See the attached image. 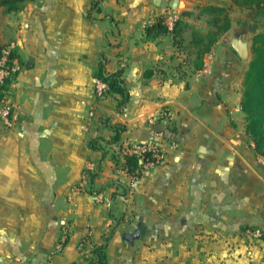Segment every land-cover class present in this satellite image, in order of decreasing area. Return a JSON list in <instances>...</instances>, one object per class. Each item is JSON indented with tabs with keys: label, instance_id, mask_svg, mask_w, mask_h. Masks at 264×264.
I'll list each match as a JSON object with an SVG mask.
<instances>
[{
	"label": "crops",
	"instance_id": "1",
	"mask_svg": "<svg viewBox=\"0 0 264 264\" xmlns=\"http://www.w3.org/2000/svg\"><path fill=\"white\" fill-rule=\"evenodd\" d=\"M208 2L29 0L0 19V46L15 42L22 66L6 86L14 125L0 124V264H90L107 236L106 264H264V158L240 107V35L225 33L200 71L189 31L185 51L170 34L144 36L159 18L196 26L182 14ZM100 67L121 74V112L95 93ZM106 120L122 140L177 148L130 180L104 144Z\"/></svg>",
	"mask_w": 264,
	"mask_h": 264
},
{
	"label": "trees",
	"instance_id": "2",
	"mask_svg": "<svg viewBox=\"0 0 264 264\" xmlns=\"http://www.w3.org/2000/svg\"><path fill=\"white\" fill-rule=\"evenodd\" d=\"M29 0H0V8H5L9 13H17L22 10ZM206 4L198 6L197 12H184L182 17L202 22L206 26V30L202 26L189 25L180 17L173 21L169 26L165 18H159L154 24L144 29L146 40H155L161 36L170 34L173 38L174 45L179 51H185L187 47L184 45V33L189 31L191 40L189 47L193 49V68L194 71H200L203 67V59L209 54L220 38L231 28V18L228 8L215 3L217 0H209ZM231 5L244 11H257L264 9V0H229ZM214 2V3H213ZM253 46L251 48V59L242 79L241 91V111L244 114L245 131L248 138L253 142L254 149L264 158V32L256 33L252 38ZM96 79L107 85L105 95H112L116 100L118 112L126 106L129 101V92L125 83L121 78L120 72L107 74L103 68H99L96 73ZM106 126L112 132V136L104 141L106 146L119 145L121 149L126 148L129 141L122 140L121 134L124 128L119 125H112L106 120ZM97 140L90 141L89 147L93 150L101 151L105 154V150L101 144H97ZM116 156H112L114 162L117 163ZM124 163L121 166L125 176L130 180L137 179L142 176L144 171L139 158L136 155L126 153L123 156ZM86 181L88 183L89 192L92 188L97 174L93 171H86ZM125 195V194H123ZM109 237L104 238V245L93 248L95 260L90 264H106L105 244Z\"/></svg>",
	"mask_w": 264,
	"mask_h": 264
},
{
	"label": "built area",
	"instance_id": "3",
	"mask_svg": "<svg viewBox=\"0 0 264 264\" xmlns=\"http://www.w3.org/2000/svg\"><path fill=\"white\" fill-rule=\"evenodd\" d=\"M174 19H169V26L172 25ZM16 43L10 42L5 45L0 46V124L5 129H10L13 127L15 122V117L13 114V104L10 98L6 94V86L9 81L16 76L22 66L15 60L14 52L16 50ZM107 91V85L97 80L95 81V93L97 96L101 97L103 93ZM126 148L121 149V153L125 155L133 154L139 158V162L142 164L143 170H147L156 167L161 164L165 151L175 150L177 148L176 143H165L164 141H148V142H129L126 143ZM92 168V167H91ZM90 168V169H91ZM119 173L125 174L121 169ZM84 181H86V175L83 176ZM253 234L261 236L258 231H253ZM65 242V236H62L61 240L57 244V249H62Z\"/></svg>",
	"mask_w": 264,
	"mask_h": 264
},
{
	"label": "rangeland",
	"instance_id": "4",
	"mask_svg": "<svg viewBox=\"0 0 264 264\" xmlns=\"http://www.w3.org/2000/svg\"><path fill=\"white\" fill-rule=\"evenodd\" d=\"M215 3L218 5H221V6L223 5V6L228 8L229 15L231 18V28H230L231 35L230 36L240 35V37L243 39V41L247 42L249 56L245 60L242 58L241 59L244 62H246L247 66H248V63L251 59V48L253 46L252 38L256 33L264 32V24H262V22L259 21L260 17H264V11H262V14L259 15V13H255L257 11L240 10L237 7L232 6L229 0H217V1H215ZM12 14L13 13L7 12L5 8H0V19L2 18V21H4L7 17H11ZM174 18H175V16L172 17V19H174ZM196 25L202 26V29L206 30V26L204 23L197 22ZM247 66H246V69H247ZM112 155L116 156V158H115V159H117V163L115 162L116 165L120 161H123V163H124V159H123L124 155H123V153H121L119 145H116L115 148H113V154ZM118 165H120V164H118ZM121 169L122 168L120 167L119 170H121Z\"/></svg>",
	"mask_w": 264,
	"mask_h": 264
},
{
	"label": "water",
	"instance_id": "5",
	"mask_svg": "<svg viewBox=\"0 0 264 264\" xmlns=\"http://www.w3.org/2000/svg\"><path fill=\"white\" fill-rule=\"evenodd\" d=\"M231 47L232 49L237 53V55L242 58V59H247L249 56L248 52V44L247 42L243 41L241 38H233L231 41ZM139 232H136L135 234L132 235H127L125 239L128 242H132L138 235Z\"/></svg>",
	"mask_w": 264,
	"mask_h": 264
}]
</instances>
